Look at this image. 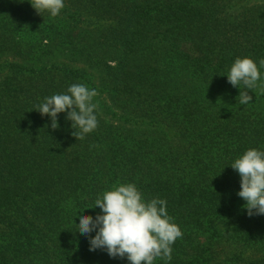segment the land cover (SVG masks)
<instances>
[{
  "label": "trees",
  "instance_id": "trees-1",
  "mask_svg": "<svg viewBox=\"0 0 264 264\" xmlns=\"http://www.w3.org/2000/svg\"><path fill=\"white\" fill-rule=\"evenodd\" d=\"M16 1L0 6V264H130L89 251L90 237L77 232L80 215L100 214L98 197L128 183L146 202L165 200L183 233L171 261L154 264H264V215L248 216L230 167L248 149L264 151V95L247 90L252 100L240 105L243 87L227 80L237 58H251L263 76L264 7L237 20L230 0H70L57 25L37 24L31 0ZM54 43L125 80L128 94L157 89L164 124L186 150L175 154L163 140L152 151L126 146L129 133L99 123L77 140L67 112L52 129L37 106L87 81L73 68L22 67L52 55ZM182 155L194 163L181 168Z\"/></svg>",
  "mask_w": 264,
  "mask_h": 264
},
{
  "label": "clouds",
  "instance_id": "clouds-1",
  "mask_svg": "<svg viewBox=\"0 0 264 264\" xmlns=\"http://www.w3.org/2000/svg\"><path fill=\"white\" fill-rule=\"evenodd\" d=\"M30 4L38 15L47 12L56 17L64 7V0H31ZM259 68H264V59L259 61ZM227 80L233 87H243L237 97L240 105L252 100L247 90L258 88L264 94V80L251 58H237ZM97 95L95 89L84 84H72L66 93L46 97L36 111L51 118L52 129L59 127L58 114L67 112L66 119L72 122L74 130L72 135L83 140L98 126L93 103ZM230 167L240 176L241 190L237 195L246 202L243 207L248 216L264 215V151L248 149ZM93 208H98L100 214L95 219L80 215L77 225V232L90 237L89 251L104 250L110 258L126 257L130 264H154L157 258L171 261V245L183 233L171 222L165 200L154 198L146 202L136 185L128 183L105 191L95 200Z\"/></svg>",
  "mask_w": 264,
  "mask_h": 264
},
{
  "label": "rangeland",
  "instance_id": "rangeland-1",
  "mask_svg": "<svg viewBox=\"0 0 264 264\" xmlns=\"http://www.w3.org/2000/svg\"><path fill=\"white\" fill-rule=\"evenodd\" d=\"M15 2L17 1L0 0V6L5 8L7 5H12ZM69 4H75V1L64 0L63 9H69ZM228 6H234L232 7L233 9L229 10V13H232L234 19L238 20L243 18V13L247 12L249 8L254 9L256 13H259L257 15H261L264 7V0H230ZM0 12H2V10H0ZM35 15L34 18L37 19V24L49 22L53 24L57 23V25H59V22L65 23L62 19L68 20L67 15H63L62 13H59L56 17H51L47 12H44L41 15L36 13ZM87 19H89V17H87ZM102 25V23L98 24L96 28L97 30L95 29L96 31L92 38L95 37L96 39V35L104 29ZM94 28L93 24L89 22L88 32L91 33V30ZM56 31L60 32V35L65 32L63 29ZM41 46H39V48H41ZM159 47L161 46L159 45ZM47 49L52 51L53 54L32 61H24L22 67L24 69H33L35 71L50 69L52 67L57 68V70L62 68H73L80 72L87 80L85 85L89 89H95L98 93V95L94 97V103L96 104L94 112L98 118L99 127H101L104 132H110L107 128L110 129L111 126L114 128L112 130H115L118 133H129V143L126 146L133 145L139 148H148L152 151L153 146L151 142L154 141L155 143L158 140H163L164 143L171 147L170 150L175 152V154H181L182 151L186 150V147L188 146H185L187 143L186 140L178 138L175 128L167 127V125L164 124L166 123L164 121V102H159L157 100V89L154 91L155 95L153 96H148L150 94H146L144 89L139 90L140 92L136 91L132 94H128L125 87V80L123 81L121 78L111 77L107 72L98 69L96 66H94L93 69L90 68L86 64L85 59H83L82 62L78 61L79 56L74 57L72 56V53H69V45L66 44L61 47L54 43L52 48L49 46ZM111 66H114V63H111ZM225 73L227 72L225 71ZM262 73V80H264V68ZM252 92L257 96L264 95L261 94L258 88ZM144 109L147 112H155L157 117H154L153 119L151 113L146 117V115L143 114ZM103 124L107 128L105 126L103 127ZM177 161L180 163L181 168H184V165L187 163H194L191 156L185 157L183 155L180 159H177ZM246 254H249V251H246ZM222 258L223 255L220 257V260L224 261L225 259ZM218 262L219 261L216 263Z\"/></svg>",
  "mask_w": 264,
  "mask_h": 264
}]
</instances>
